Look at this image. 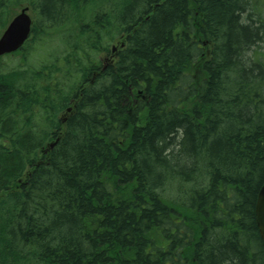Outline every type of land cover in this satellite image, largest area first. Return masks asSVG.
<instances>
[{
    "label": "trees",
    "instance_id": "16d2710c",
    "mask_svg": "<svg viewBox=\"0 0 264 264\" xmlns=\"http://www.w3.org/2000/svg\"><path fill=\"white\" fill-rule=\"evenodd\" d=\"M25 7L0 264H264V0H0V34Z\"/></svg>",
    "mask_w": 264,
    "mask_h": 264
},
{
    "label": "water",
    "instance_id": "95a60500",
    "mask_svg": "<svg viewBox=\"0 0 264 264\" xmlns=\"http://www.w3.org/2000/svg\"><path fill=\"white\" fill-rule=\"evenodd\" d=\"M28 12V8L22 9L3 32L0 37V57L20 50L29 39L33 21ZM115 50L116 48L113 49V51ZM53 146L52 144L51 148ZM256 222L260 236L264 242V188L257 199Z\"/></svg>",
    "mask_w": 264,
    "mask_h": 264
},
{
    "label": "rangeland",
    "instance_id": "374dc122",
    "mask_svg": "<svg viewBox=\"0 0 264 264\" xmlns=\"http://www.w3.org/2000/svg\"><path fill=\"white\" fill-rule=\"evenodd\" d=\"M20 10H17V13L15 15H17L20 12ZM29 13H30L31 17L33 18V20L35 21L33 13L32 12H29ZM2 33L0 34V37H1ZM53 36H54L53 34H49L48 37H45L44 39H46V38L52 39L51 37H53ZM54 41H55V43L50 42V40L47 39L44 42H41L38 50H41V54L44 57L42 59H37L38 61H50V57H51L50 55L51 54H53V53L61 54L62 53V49H64V47H63V44L61 43L62 42L61 39L60 40L56 39ZM43 51H46V52H43ZM44 53H45V55H44ZM31 56L29 57L30 61H32ZM102 58L104 59V56ZM19 59H22V56H19V55L18 56H11L10 55L9 57H4L0 63H3L4 65H6L9 62V64L14 65L15 63H18Z\"/></svg>",
    "mask_w": 264,
    "mask_h": 264
},
{
    "label": "bare ground",
    "instance_id": "6f19581e",
    "mask_svg": "<svg viewBox=\"0 0 264 264\" xmlns=\"http://www.w3.org/2000/svg\"><path fill=\"white\" fill-rule=\"evenodd\" d=\"M153 13H154V11H153ZM69 112H71V111H69ZM9 127H10V126L6 127L7 130H9ZM3 129H5V128H1V127H0V130H3Z\"/></svg>",
    "mask_w": 264,
    "mask_h": 264
}]
</instances>
